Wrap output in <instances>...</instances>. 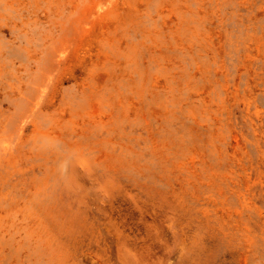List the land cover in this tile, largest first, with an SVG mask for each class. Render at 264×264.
Segmentation results:
<instances>
[{
    "label": "rangeland",
    "instance_id": "rangeland-1",
    "mask_svg": "<svg viewBox=\"0 0 264 264\" xmlns=\"http://www.w3.org/2000/svg\"><path fill=\"white\" fill-rule=\"evenodd\" d=\"M0 264H264V0H0Z\"/></svg>",
    "mask_w": 264,
    "mask_h": 264
}]
</instances>
